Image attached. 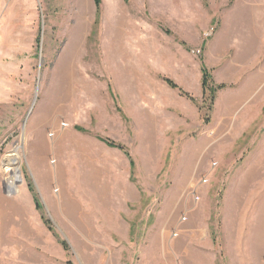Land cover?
I'll return each instance as SVG.
<instances>
[{"label":"rangeland","instance_id":"obj_1","mask_svg":"<svg viewBox=\"0 0 264 264\" xmlns=\"http://www.w3.org/2000/svg\"><path fill=\"white\" fill-rule=\"evenodd\" d=\"M101 2L0 0V264H264V0Z\"/></svg>","mask_w":264,"mask_h":264},{"label":"trees","instance_id":"obj_2","mask_svg":"<svg viewBox=\"0 0 264 264\" xmlns=\"http://www.w3.org/2000/svg\"><path fill=\"white\" fill-rule=\"evenodd\" d=\"M101 0H94V5L96 7V10H97V16H100V9H101ZM165 83L168 85L169 88L173 89V90H179L182 95L184 97H186L189 101H191L193 104H195L196 106L199 107V105L197 104V102L190 96H188L187 94L183 93L179 87L174 84L172 81L170 80H164ZM201 86H202V93H203V97L204 99L207 98V97H210V103H209V106H207V110H208V113H210L214 107V103H215V98H216V95L217 93H219L220 91H222L225 86L221 85V86H217L214 81H213V78L210 74V72L208 70H206L205 68L202 69V80H201ZM203 109H205V106H203V108H200V112L203 111ZM209 117H206L205 118V121L207 122ZM108 146H110L111 148H115V149H118L119 151L123 152L126 154L127 158L129 159L130 161V167L132 169V171H135V163L134 161L131 159V156L130 154L127 152V150L123 147V146H120V145H117L113 142H110V141H106L105 142ZM63 246H65V243H62Z\"/></svg>","mask_w":264,"mask_h":264},{"label":"bare ground","instance_id":"obj_3","mask_svg":"<svg viewBox=\"0 0 264 264\" xmlns=\"http://www.w3.org/2000/svg\"><path fill=\"white\" fill-rule=\"evenodd\" d=\"M171 12H172V9H171ZM89 12H84V14H83V16H85L86 14H88ZM235 35V33L233 34V36ZM231 37H232V35H230V36H228L227 37V39L228 40H230L231 39ZM246 54V53H245ZM244 54V56H246ZM66 70V69H65ZM67 77H65L66 75H65V71H64V79L62 80V83H61V91H59L60 92V96H61V98L63 99V97L65 96V94H66V91H67V86H68V80H69V73H68V70H67ZM60 89V88H59ZM48 126V125H47ZM204 156H205V154H204ZM201 163V162H200ZM264 165V164H263ZM199 168V167H198ZM250 174H252V173H250ZM254 175V174H253ZM249 176H251L252 177V175H249ZM256 176V175H255ZM250 178V177H249ZM252 179V178H251ZM250 180V179H249ZM248 181V180H247ZM253 181V180H252ZM250 182V181H249ZM245 186H247V185H245ZM248 186H249V184H248ZM247 188V187H246ZM3 203V202H2ZM9 206V205H8ZM12 206H14L13 204H12ZM13 210V209H12ZM14 213V212H13ZM1 222V221H0ZM3 226V225H2Z\"/></svg>","mask_w":264,"mask_h":264},{"label":"crops","instance_id":"obj_4","mask_svg":"<svg viewBox=\"0 0 264 264\" xmlns=\"http://www.w3.org/2000/svg\"><path fill=\"white\" fill-rule=\"evenodd\" d=\"M253 12H251V14H252ZM254 14V16H258L259 17V12H256V13H253ZM186 17H187V15H185ZM191 16L192 15H190V14H188V18L190 19L189 21H191ZM236 22V21H235ZM235 22H234V24H235Z\"/></svg>","mask_w":264,"mask_h":264}]
</instances>
